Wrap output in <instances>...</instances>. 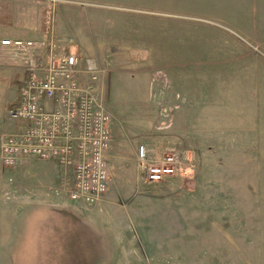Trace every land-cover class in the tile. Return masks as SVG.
Here are the masks:
<instances>
[{
  "label": "rangeland",
  "instance_id": "374dc122",
  "mask_svg": "<svg viewBox=\"0 0 264 264\" xmlns=\"http://www.w3.org/2000/svg\"><path fill=\"white\" fill-rule=\"evenodd\" d=\"M215 1L208 11L216 19H205L232 33L238 49L254 51L241 59L250 71L261 68L256 109L245 102L256 94L243 87L220 91L221 99L236 100L232 107L190 101L168 73L137 70L143 56H133L107 100L97 90L113 138L109 190L100 201L68 202L73 176L60 166L39 197L20 189L16 169L0 165V264H264V0ZM10 2L0 0V17L15 9ZM41 15L49 32L57 18L51 9ZM10 89L9 78L0 77V101ZM140 145L153 156L177 148L182 174L145 182Z\"/></svg>",
  "mask_w": 264,
  "mask_h": 264
},
{
  "label": "crops",
  "instance_id": "0c3cea01",
  "mask_svg": "<svg viewBox=\"0 0 264 264\" xmlns=\"http://www.w3.org/2000/svg\"><path fill=\"white\" fill-rule=\"evenodd\" d=\"M213 1L11 0L15 9L2 10L0 17L4 21L0 24V77L9 78L14 89H10L0 101V142L17 129L9 112L19 104L26 78L24 65L14 57L12 50L1 46L5 38L51 39L55 41L59 53L77 54L80 59V83L88 84L91 68L97 76L96 85L100 91L103 89L106 92V100L107 89L110 94L115 77L124 74L129 65L134 64L133 56L142 55V67L137 70L168 73L174 80L175 89L190 101L214 103L216 99L232 107L236 100L230 101L224 96L221 99L220 91L223 94L227 90L223 95H229L231 90L239 93L237 89L243 87L244 91L250 88V93L256 94L253 99L245 101L250 109H256L259 101L257 94L260 93L256 88L263 84L261 68L250 71L241 59L253 57L254 51L238 49L236 45L239 41L232 33L219 28L215 24L217 21L210 24L211 21L205 19L213 17L214 13L208 11L216 3ZM6 3L2 6L8 5ZM45 9H51L57 18L48 33L45 32L42 15L39 18V12L42 14ZM106 67L110 68L106 71ZM247 69L249 71L245 73ZM204 92L205 96L202 95ZM239 111L247 110L240 107ZM209 112L220 111L212 109ZM59 166L55 162L37 159L23 161L14 168L20 175V189L44 197L45 192L39 187L55 179ZM62 189H56L54 193L65 195ZM47 193L52 195L50 191Z\"/></svg>",
  "mask_w": 264,
  "mask_h": 264
},
{
  "label": "built area",
  "instance_id": "2783aa9c",
  "mask_svg": "<svg viewBox=\"0 0 264 264\" xmlns=\"http://www.w3.org/2000/svg\"><path fill=\"white\" fill-rule=\"evenodd\" d=\"M1 46L24 65L26 78L20 102L9 112L17 129L0 142V165L15 168L27 159L55 162L73 176L65 190L68 202L97 203L109 190L107 154L113 138L112 117L100 104L96 74L89 68V82L82 85L79 56L59 53L51 39H3ZM136 157L148 184H161L184 168L174 147L153 156L140 145Z\"/></svg>",
  "mask_w": 264,
  "mask_h": 264
},
{
  "label": "trees",
  "instance_id": "16d2710c",
  "mask_svg": "<svg viewBox=\"0 0 264 264\" xmlns=\"http://www.w3.org/2000/svg\"><path fill=\"white\" fill-rule=\"evenodd\" d=\"M16 107V106H15Z\"/></svg>",
  "mask_w": 264,
  "mask_h": 264
}]
</instances>
